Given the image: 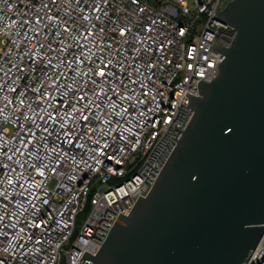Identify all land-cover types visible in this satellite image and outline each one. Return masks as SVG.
<instances>
[{"label":"built area","instance_id":"obj_1","mask_svg":"<svg viewBox=\"0 0 264 264\" xmlns=\"http://www.w3.org/2000/svg\"><path fill=\"white\" fill-rule=\"evenodd\" d=\"M222 9L0 0L3 264H78L149 193L236 34ZM241 264H264V228Z\"/></svg>","mask_w":264,"mask_h":264},{"label":"water","instance_id":"obj_2","mask_svg":"<svg viewBox=\"0 0 264 264\" xmlns=\"http://www.w3.org/2000/svg\"><path fill=\"white\" fill-rule=\"evenodd\" d=\"M219 71L145 197L78 264H241L264 228V0H230Z\"/></svg>","mask_w":264,"mask_h":264},{"label":"rangeland","instance_id":"obj_3","mask_svg":"<svg viewBox=\"0 0 264 264\" xmlns=\"http://www.w3.org/2000/svg\"><path fill=\"white\" fill-rule=\"evenodd\" d=\"M189 4H192L193 0H186ZM230 0H222V4H223V8L224 6L229 2ZM193 8V6H192ZM200 28V27H199ZM96 188V187H95ZM83 221H84V215H80L78 218H77V222H76V230L79 231L81 225L83 224Z\"/></svg>","mask_w":264,"mask_h":264},{"label":"snow or ice","instance_id":"obj_4","mask_svg":"<svg viewBox=\"0 0 264 264\" xmlns=\"http://www.w3.org/2000/svg\"><path fill=\"white\" fill-rule=\"evenodd\" d=\"M0 264H3V261H0Z\"/></svg>","mask_w":264,"mask_h":264}]
</instances>
